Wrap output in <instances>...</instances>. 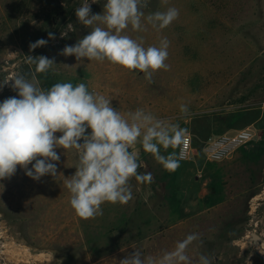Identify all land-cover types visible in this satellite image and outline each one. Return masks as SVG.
<instances>
[{
    "label": "rangeland",
    "instance_id": "obj_1",
    "mask_svg": "<svg viewBox=\"0 0 264 264\" xmlns=\"http://www.w3.org/2000/svg\"><path fill=\"white\" fill-rule=\"evenodd\" d=\"M82 2L0 0V80L35 73L25 55L54 57V73H35L41 87L84 82L122 113L143 108L179 122L195 153L168 172L140 148L139 171L151 172L153 182L133 179L132 200L105 203L103 215L91 219L75 214L64 187L75 172V150L56 149V177L35 181L17 166L11 178L0 180V264H119L137 248L145 255L171 250L190 233L200 237L188 249L193 264L201 254L213 264H264V0H168L179 10L169 27L126 30L142 36L145 46H158L162 37L170 41V70L156 72L152 83L143 73L58 54L90 30L75 15ZM105 2L89 0L92 13H102ZM165 7L149 0L144 11ZM49 32L56 39L29 50ZM11 83L0 88V102L17 95ZM181 104L190 110L186 119L179 118ZM244 129L254 133L251 142L225 160H207L210 137Z\"/></svg>",
    "mask_w": 264,
    "mask_h": 264
},
{
    "label": "clouds",
    "instance_id": "obj_2",
    "mask_svg": "<svg viewBox=\"0 0 264 264\" xmlns=\"http://www.w3.org/2000/svg\"><path fill=\"white\" fill-rule=\"evenodd\" d=\"M160 2L166 6L164 11L146 15L149 0H106L102 13H92L89 0H83L75 15L90 30L58 54L74 56L79 63L86 58L143 73V78L152 83L156 72L170 70L166 63L170 41L162 37L158 46H145L142 36L134 38L126 30L140 33L150 26L161 32L169 27L178 19L179 10L167 6L168 0ZM54 39L55 34L49 32L47 40L30 42L29 50ZM24 61L35 67V73L45 76L54 73L57 65L54 57L43 55H25ZM35 73H17L0 80V88L12 81L11 88L17 93L0 102V180L11 178L17 166L35 181L46 175L56 177L55 162L61 160L56 149L75 150V172L64 179V187L75 214L91 219L103 215L101 206L105 203L126 204L132 200L133 179L138 184L153 182L151 172L139 171L143 167L140 148L168 172H175L186 159L188 129L179 122L158 118L143 108L122 113L110 97L89 90L84 82L41 87ZM179 112L180 119L190 114L186 104L180 105ZM199 239L198 234L190 233L158 255H145L137 248L119 264H193L188 249ZM197 264H213V259L201 254Z\"/></svg>",
    "mask_w": 264,
    "mask_h": 264
},
{
    "label": "built area",
    "instance_id": "obj_3",
    "mask_svg": "<svg viewBox=\"0 0 264 264\" xmlns=\"http://www.w3.org/2000/svg\"><path fill=\"white\" fill-rule=\"evenodd\" d=\"M253 138L254 133L250 129L212 136L209 138L204 148L205 156L210 162L225 160L236 150L251 142ZM188 139L189 146L187 149V156L186 159L182 161L189 160L195 153L193 141L190 135H188Z\"/></svg>",
    "mask_w": 264,
    "mask_h": 264
},
{
    "label": "water",
    "instance_id": "obj_4",
    "mask_svg": "<svg viewBox=\"0 0 264 264\" xmlns=\"http://www.w3.org/2000/svg\"><path fill=\"white\" fill-rule=\"evenodd\" d=\"M252 240L257 243L258 241H260V237H258L257 235L253 234L252 235Z\"/></svg>",
    "mask_w": 264,
    "mask_h": 264
},
{
    "label": "crops",
    "instance_id": "obj_5",
    "mask_svg": "<svg viewBox=\"0 0 264 264\" xmlns=\"http://www.w3.org/2000/svg\"><path fill=\"white\" fill-rule=\"evenodd\" d=\"M184 177H185V174H184V176L181 179L184 180Z\"/></svg>",
    "mask_w": 264,
    "mask_h": 264
}]
</instances>
